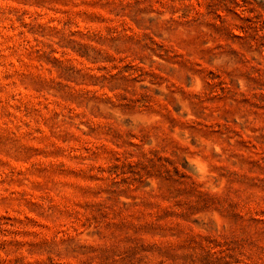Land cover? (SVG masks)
I'll use <instances>...</instances> for the list:
<instances>
[{
  "label": "rangeland",
  "instance_id": "rangeland-1",
  "mask_svg": "<svg viewBox=\"0 0 264 264\" xmlns=\"http://www.w3.org/2000/svg\"><path fill=\"white\" fill-rule=\"evenodd\" d=\"M0 264H264V0H0Z\"/></svg>",
  "mask_w": 264,
  "mask_h": 264
}]
</instances>
